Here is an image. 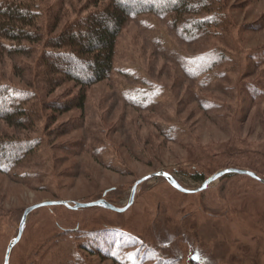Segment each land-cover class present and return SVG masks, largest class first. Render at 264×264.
<instances>
[{
	"label": "rangeland",
	"instance_id": "374dc122",
	"mask_svg": "<svg viewBox=\"0 0 264 264\" xmlns=\"http://www.w3.org/2000/svg\"><path fill=\"white\" fill-rule=\"evenodd\" d=\"M12 1L30 6L42 38L18 52L16 41L0 37V83L31 90L29 121L0 118V140L37 141L0 170V264L24 208L36 202L103 196L124 206L134 181L158 170L189 188L226 167L264 178V0H207V12L128 18L108 76L63 112L54 109L74 103L80 85L65 80L49 90L38 57L49 37L102 3L0 7ZM204 16L210 23L194 31L191 20ZM186 25L193 30L183 32ZM8 264H264V183L228 172L182 192L157 175L138 184L123 212L40 206L28 213Z\"/></svg>",
	"mask_w": 264,
	"mask_h": 264
},
{
	"label": "trees",
	"instance_id": "16d2710c",
	"mask_svg": "<svg viewBox=\"0 0 264 264\" xmlns=\"http://www.w3.org/2000/svg\"><path fill=\"white\" fill-rule=\"evenodd\" d=\"M96 7L102 6L67 23L63 30L44 42V49L38 57V64L48 86L54 88L61 81L72 80L80 85L75 102L68 103L54 110L66 111L72 106H81L85 98V90L89 84L104 79L112 69L115 40L128 18L144 12L156 14L175 13L198 14L209 10L207 0H92ZM33 13L30 6L21 2L5 4L0 7V37L16 41L12 50L23 52L26 44L40 41L41 33L35 30L32 24ZM212 17L195 18L191 23L194 31ZM111 23V25H108ZM184 30H193L189 25ZM83 41V42H82ZM46 48V49H45ZM31 90L21 89L11 84L0 83V118L10 124L23 126L24 118L28 121L25 102L29 99ZM4 105V106H3ZM36 140L10 139L7 143L0 140V170L7 171L13 163L19 162L31 152ZM4 161V162H3ZM3 162V163H2ZM7 164V167L4 166ZM116 248V247H115ZM114 250V245L110 252Z\"/></svg>",
	"mask_w": 264,
	"mask_h": 264
},
{
	"label": "water",
	"instance_id": "95a60500",
	"mask_svg": "<svg viewBox=\"0 0 264 264\" xmlns=\"http://www.w3.org/2000/svg\"><path fill=\"white\" fill-rule=\"evenodd\" d=\"M228 172L246 174V175H249V176H251V177H253V178L264 183V178L259 176L253 170H250L247 168H240V167H226V168H222L220 170H217L216 172H214L213 174H211L210 176L205 178L203 180V182L198 187L189 188V187L183 186L170 172L165 171V170H158V171L146 174L144 176H141L134 181V183L131 187V192H130L128 202L124 206H116L115 204L109 202L103 196L100 198H97L95 200L88 201V202L74 201L73 204H70V202L68 200H43V201L31 204L29 206H26L22 212V215H21V218L19 221L18 232H17L16 236L8 243V245L6 247V250L4 253L3 264H8L10 251H11L12 247L19 241V239L22 235L23 227H24L27 215L29 212H31L35 208H38L40 206H45V205H53V204H64L67 207L73 208V209H77V208H81V207H90V206H94V205H102L103 207L108 208L110 210L117 211V212H123L132 204L134 196H135V191L137 189L138 184L140 182L152 177V176H157V175L164 176L167 179V181L174 188H176L182 192H196V191L204 189L212 180H214V179H216V178H218V177H220V176H222Z\"/></svg>",
	"mask_w": 264,
	"mask_h": 264
}]
</instances>
